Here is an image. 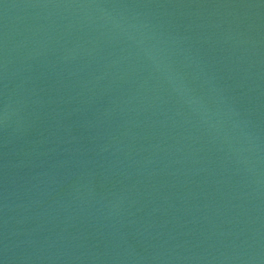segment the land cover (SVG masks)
Masks as SVG:
<instances>
[{"label":"water","instance_id":"obj_1","mask_svg":"<svg viewBox=\"0 0 264 264\" xmlns=\"http://www.w3.org/2000/svg\"><path fill=\"white\" fill-rule=\"evenodd\" d=\"M0 264H264V0H0Z\"/></svg>","mask_w":264,"mask_h":264}]
</instances>
